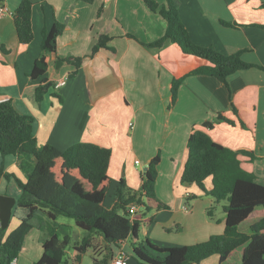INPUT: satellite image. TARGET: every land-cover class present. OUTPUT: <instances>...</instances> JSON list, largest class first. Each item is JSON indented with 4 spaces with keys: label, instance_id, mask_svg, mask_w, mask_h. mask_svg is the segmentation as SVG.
Masks as SVG:
<instances>
[{
    "label": "crops",
    "instance_id": "1",
    "mask_svg": "<svg viewBox=\"0 0 264 264\" xmlns=\"http://www.w3.org/2000/svg\"><path fill=\"white\" fill-rule=\"evenodd\" d=\"M21 1L1 3L12 13L0 17V100H11L18 111L34 118L38 147L51 144L65 150L87 142L111 149L108 174L113 183L105 201L108 208L120 181L124 179L131 192L138 191L145 168L159 157L155 195L168 207L159 208L156 201H148L147 210L155 209L151 228L178 229L172 239L156 238L159 246L195 244L223 233L227 200L216 201L196 184H183L181 177L189 137L204 130L214 141L242 151L243 168L264 185V0H178L179 16L195 44L228 55L241 51L242 59L255 66L231 74L228 85L210 75H188L172 106L173 78L207 61L185 53L170 40L162 47L147 45L165 34L167 22L144 0H30L34 38L28 44L19 41L13 16ZM156 1L159 6L167 3ZM56 21L64 24V29L57 37L56 51L49 53L41 47L42 34ZM102 35L111 39L93 55ZM43 56L47 71L32 78L35 61ZM76 58L82 60L78 67ZM64 78L66 84L56 88L55 83ZM44 81L52 85L39 103L35 90ZM54 98L61 103L57 108ZM219 114L233 123L216 121ZM206 121L214 125L205 127ZM14 176L27 178L16 157L0 153V194H12L17 200L21 191ZM205 186L207 190L213 187L212 177L206 179ZM263 216V211L254 213L239 230L248 232ZM45 219L41 215L34 220L24 251L12 264L40 260L49 230ZM13 222L14 230L20 221L12 216L10 225ZM12 229L7 228L3 241ZM94 244L80 261L76 251L65 264H83L87 253L93 259ZM129 257L131 264L134 259ZM200 264L240 263L212 255Z\"/></svg>",
    "mask_w": 264,
    "mask_h": 264
},
{
    "label": "trees",
    "instance_id": "2",
    "mask_svg": "<svg viewBox=\"0 0 264 264\" xmlns=\"http://www.w3.org/2000/svg\"><path fill=\"white\" fill-rule=\"evenodd\" d=\"M81 1L93 3L95 0ZM144 1L149 9L159 13L167 22L165 34L147 45L162 47L170 40L185 53L207 61L173 78L171 106L175 104L179 88L188 75H210L228 85L231 74L255 66L242 59L241 51L228 55L212 47L195 44L179 16L178 0H167L163 6H159L156 0ZM32 10L33 2L22 0L13 12L18 38L23 44L30 43L34 38ZM101 11L102 8L99 14ZM63 29L64 24L56 21L50 30L43 31L41 47L44 51H56L57 37ZM110 39L107 35L100 36L92 54L106 47ZM81 62V58L75 59L77 67ZM47 68L48 63L43 56L35 61L30 76L42 77ZM51 85L44 81L36 87L37 102L43 101ZM234 112L238 114L235 106ZM216 121L233 123L223 114H219ZM204 125L212 127L214 124L206 121ZM0 153L3 157H16L20 169L27 174L25 180L14 176L21 194L12 216L17 217L20 224L4 241L7 228L0 229V264H12L24 251L25 240L35 227L34 220L41 215L46 217L44 222L49 230L43 242L42 257L34 264H65L67 248L71 244V226L59 222L60 217L73 219L75 225L85 233L81 244L73 246L78 252L76 258L79 261L81 255L93 246L96 236H101L112 249L101 258L94 253L93 264H110L114 249L126 241H130L133 249L131 256L139 264H200L212 255H219L221 261L232 258L240 264H264V216L252 224L248 232L239 230V226L251 215L264 212V185L256 181L253 172L243 168L240 159L242 151L214 141L204 130H196L189 137L188 158L181 182L196 184L216 201L227 200L224 206L226 223L223 233L188 245L162 247L148 239L150 249H147L140 243L138 232L143 222H151L153 218L144 219L139 211L134 214L129 212L132 203L147 209L151 200L156 201L159 208L168 207L155 195L159 157L150 161L138 191L131 192L122 179L113 204L108 208L105 201L113 183L108 174L111 149L87 142L76 143L65 150L51 144L38 147L34 118L18 111L11 100L0 102ZM209 177H212L213 187L207 190L205 181ZM208 215L211 216L210 211Z\"/></svg>",
    "mask_w": 264,
    "mask_h": 264
},
{
    "label": "rangeland",
    "instance_id": "3",
    "mask_svg": "<svg viewBox=\"0 0 264 264\" xmlns=\"http://www.w3.org/2000/svg\"><path fill=\"white\" fill-rule=\"evenodd\" d=\"M55 102H56V108L58 107L57 105H61L60 101H58L57 98H54ZM140 168V166L138 167ZM19 191V189H16ZM11 192V191H10ZM9 196L14 197V195L10 194ZM20 196V195H19ZM15 198V197H14ZM225 203V202H224ZM223 203V204H224ZM156 208V206H155ZM139 213L143 215L144 219L145 218H152V214L154 213L155 209H150L147 210L144 206H140L138 209ZM14 221H16V219H14ZM59 222H66L68 224H71L72 227H70L69 229V233L71 235V244L69 245V247L67 248V254L65 259H69L70 257H73V255L76 253V250L73 248L74 245H78L79 241L83 239L85 233L82 231V229H80L79 227H77L74 223L73 219L67 218V217H60L59 218ZM151 223L150 221H145L141 224L140 228H139V232H138V236H139V240L140 243H143L147 249H150L148 244H147V240L149 239L152 243L156 244V245H160L161 242H159L157 239H167V238H174L177 234L176 232H178L177 227H171V230H167V229H163L160 225L157 227H152L151 228ZM14 226V222L12 225L9 226V229L13 228ZM13 231V229L11 230ZM10 231V232H11ZM157 238V239H156ZM95 244H94V249H93V253L95 252V254L99 255V258L102 257V254L106 253V252H110L111 251V247H109L107 244H105V242H103V240H101V238H99V236L96 237L95 239ZM126 246V252H128V254L133 256V249L132 246L130 244V241H128V244H123ZM124 246V247H125ZM117 253V251H116ZM133 258V257H132ZM134 261H131V264H136V259L133 258ZM111 262V261H110ZM83 264H93V259H92V255L87 253L85 255Z\"/></svg>",
    "mask_w": 264,
    "mask_h": 264
},
{
    "label": "built area",
    "instance_id": "4",
    "mask_svg": "<svg viewBox=\"0 0 264 264\" xmlns=\"http://www.w3.org/2000/svg\"><path fill=\"white\" fill-rule=\"evenodd\" d=\"M7 12L12 13L11 11L8 10L7 7L0 4V17ZM65 84H66V78L57 81L55 83V87L60 88L61 86L65 85ZM1 101H5V100H0V102ZM136 164H138V161H136ZM137 210H138V205L136 203L132 204L129 208V212L131 214L136 213ZM129 259H130L129 254L124 249V245H122L118 248L116 255L111 259L110 264H130Z\"/></svg>",
    "mask_w": 264,
    "mask_h": 264
},
{
    "label": "water",
    "instance_id": "5",
    "mask_svg": "<svg viewBox=\"0 0 264 264\" xmlns=\"http://www.w3.org/2000/svg\"><path fill=\"white\" fill-rule=\"evenodd\" d=\"M148 170V167L145 168V171ZM16 204V198L0 194V228L6 229L10 225L11 217L13 214V208ZM0 237V245H1Z\"/></svg>",
    "mask_w": 264,
    "mask_h": 264
}]
</instances>
